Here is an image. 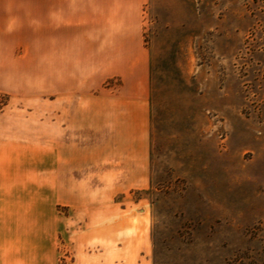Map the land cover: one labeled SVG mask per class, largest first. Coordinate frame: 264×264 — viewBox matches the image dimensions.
Segmentation results:
<instances>
[{
	"label": "rangeland",
	"instance_id": "obj_1",
	"mask_svg": "<svg viewBox=\"0 0 264 264\" xmlns=\"http://www.w3.org/2000/svg\"><path fill=\"white\" fill-rule=\"evenodd\" d=\"M144 22L152 74L148 168H138L141 147L112 138L110 128L85 130L84 107H75L77 130L61 138L75 150L61 159L62 168L75 161L76 186L57 205L60 234L46 264L260 262L264 0H150ZM16 29L14 40L26 37L35 50V25ZM33 60L25 63L28 82ZM67 110L51 96L0 89V144L30 147L20 160L28 156L47 178Z\"/></svg>",
	"mask_w": 264,
	"mask_h": 264
},
{
	"label": "crops",
	"instance_id": "obj_2",
	"mask_svg": "<svg viewBox=\"0 0 264 264\" xmlns=\"http://www.w3.org/2000/svg\"><path fill=\"white\" fill-rule=\"evenodd\" d=\"M149 2L0 0V89L51 96L55 107H68L47 178L28 156L20 160L30 147L0 144V264L53 262L60 234L57 205L70 201L76 186L75 161L69 158L62 168L61 159L75 145L62 144L61 138L75 134L78 105L84 107L85 130L110 128L112 138H130L144 154L145 165L138 168H148L152 74L144 12ZM30 24L36 28L35 50L26 37L14 40L16 28ZM29 59H35L30 82L25 81Z\"/></svg>",
	"mask_w": 264,
	"mask_h": 264
},
{
	"label": "trees",
	"instance_id": "obj_3",
	"mask_svg": "<svg viewBox=\"0 0 264 264\" xmlns=\"http://www.w3.org/2000/svg\"><path fill=\"white\" fill-rule=\"evenodd\" d=\"M232 264H234V263H232ZM247 264H264V253H263V259L260 262H256L254 260H251Z\"/></svg>",
	"mask_w": 264,
	"mask_h": 264
}]
</instances>
